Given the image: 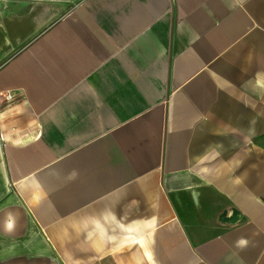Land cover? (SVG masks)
<instances>
[{
  "label": "crops",
  "instance_id": "1",
  "mask_svg": "<svg viewBox=\"0 0 264 264\" xmlns=\"http://www.w3.org/2000/svg\"><path fill=\"white\" fill-rule=\"evenodd\" d=\"M78 244L264 264V0H0V264Z\"/></svg>",
  "mask_w": 264,
  "mask_h": 264
},
{
  "label": "rangeland",
  "instance_id": "2",
  "mask_svg": "<svg viewBox=\"0 0 264 264\" xmlns=\"http://www.w3.org/2000/svg\"><path fill=\"white\" fill-rule=\"evenodd\" d=\"M112 245L104 243L101 246L102 251H109L112 249ZM61 253L68 264H99L95 260H91L90 257L98 255L97 249L93 244L88 245H72V246H59ZM90 260V261H89Z\"/></svg>",
  "mask_w": 264,
  "mask_h": 264
},
{
  "label": "clouds",
  "instance_id": "3",
  "mask_svg": "<svg viewBox=\"0 0 264 264\" xmlns=\"http://www.w3.org/2000/svg\"><path fill=\"white\" fill-rule=\"evenodd\" d=\"M236 243L238 246H244L247 244V241L245 239L241 238Z\"/></svg>",
  "mask_w": 264,
  "mask_h": 264
},
{
  "label": "built area",
  "instance_id": "4",
  "mask_svg": "<svg viewBox=\"0 0 264 264\" xmlns=\"http://www.w3.org/2000/svg\"><path fill=\"white\" fill-rule=\"evenodd\" d=\"M12 98L11 94L7 93L5 94V99L6 100H10Z\"/></svg>",
  "mask_w": 264,
  "mask_h": 264
},
{
  "label": "bare ground",
  "instance_id": "5",
  "mask_svg": "<svg viewBox=\"0 0 264 264\" xmlns=\"http://www.w3.org/2000/svg\"><path fill=\"white\" fill-rule=\"evenodd\" d=\"M104 230H106L105 228H103ZM125 243V242H124ZM98 244V243H97ZM99 245V244H98ZM99 247H100V245H99Z\"/></svg>",
  "mask_w": 264,
  "mask_h": 264
}]
</instances>
